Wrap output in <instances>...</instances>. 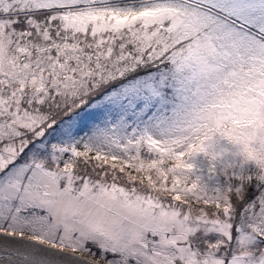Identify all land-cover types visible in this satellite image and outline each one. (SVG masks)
<instances>
[{
	"label": "snow or ice",
	"instance_id": "1",
	"mask_svg": "<svg viewBox=\"0 0 264 264\" xmlns=\"http://www.w3.org/2000/svg\"><path fill=\"white\" fill-rule=\"evenodd\" d=\"M0 264H264V0H0Z\"/></svg>",
	"mask_w": 264,
	"mask_h": 264
},
{
	"label": "trees",
	"instance_id": "2",
	"mask_svg": "<svg viewBox=\"0 0 264 264\" xmlns=\"http://www.w3.org/2000/svg\"><path fill=\"white\" fill-rule=\"evenodd\" d=\"M215 183L217 182H213V186H215ZM218 183H219V186L223 187L227 183V181L225 180L224 177H220L218 180Z\"/></svg>",
	"mask_w": 264,
	"mask_h": 264
}]
</instances>
